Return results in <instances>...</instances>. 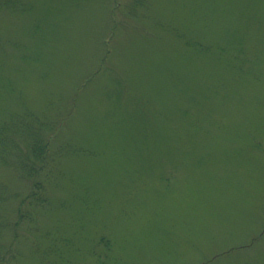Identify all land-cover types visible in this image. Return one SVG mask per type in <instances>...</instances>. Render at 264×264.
I'll return each instance as SVG.
<instances>
[{
    "label": "rangeland",
    "instance_id": "obj_1",
    "mask_svg": "<svg viewBox=\"0 0 264 264\" xmlns=\"http://www.w3.org/2000/svg\"><path fill=\"white\" fill-rule=\"evenodd\" d=\"M26 109L59 132L10 264H264V0H0Z\"/></svg>",
    "mask_w": 264,
    "mask_h": 264
},
{
    "label": "trees",
    "instance_id": "obj_2",
    "mask_svg": "<svg viewBox=\"0 0 264 264\" xmlns=\"http://www.w3.org/2000/svg\"><path fill=\"white\" fill-rule=\"evenodd\" d=\"M57 127L56 123L42 121L27 109L0 119V165L32 179V190L19 202L16 219L12 222L0 215V264H10L16 256L14 242L31 217L25 207L45 202L44 189L37 177L47 161L50 140L56 131L59 132ZM18 196L0 183V204Z\"/></svg>",
    "mask_w": 264,
    "mask_h": 264
}]
</instances>
